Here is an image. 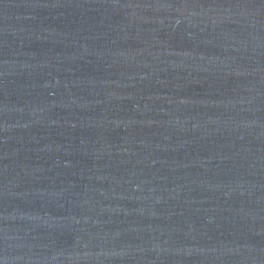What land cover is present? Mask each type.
<instances>
[{"label": "water", "instance_id": "obj_1", "mask_svg": "<svg viewBox=\"0 0 264 264\" xmlns=\"http://www.w3.org/2000/svg\"><path fill=\"white\" fill-rule=\"evenodd\" d=\"M0 264H264V0H0Z\"/></svg>", "mask_w": 264, "mask_h": 264}]
</instances>
